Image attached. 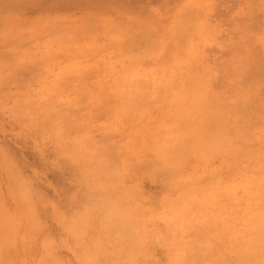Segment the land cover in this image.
Wrapping results in <instances>:
<instances>
[{
  "label": "rangeland",
  "instance_id": "1",
  "mask_svg": "<svg viewBox=\"0 0 264 264\" xmlns=\"http://www.w3.org/2000/svg\"><path fill=\"white\" fill-rule=\"evenodd\" d=\"M255 229L264 0H0V264H264Z\"/></svg>",
  "mask_w": 264,
  "mask_h": 264
},
{
  "label": "bare ground",
  "instance_id": "2",
  "mask_svg": "<svg viewBox=\"0 0 264 264\" xmlns=\"http://www.w3.org/2000/svg\"><path fill=\"white\" fill-rule=\"evenodd\" d=\"M258 223H260V222H258ZM259 225H260V224H259ZM259 225H258V226H259ZM260 230H261V229H260ZM255 231H256V229L253 230V232L256 233V235H257V233H258V235H260V238H263L264 235L262 234V235H263V236H262V235L260 234V233H262L263 231H261V232H260L259 230L256 231V232H255ZM250 233H251V232H250ZM254 233H251V235H254ZM258 235H257V236H258ZM261 236H262V237H261ZM261 240H262V239H261Z\"/></svg>",
  "mask_w": 264,
  "mask_h": 264
}]
</instances>
